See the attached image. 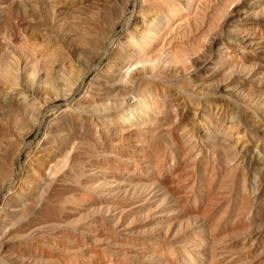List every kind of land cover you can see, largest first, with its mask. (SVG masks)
I'll use <instances>...</instances> for the list:
<instances>
[{"label": "bare ground", "instance_id": "1", "mask_svg": "<svg viewBox=\"0 0 264 264\" xmlns=\"http://www.w3.org/2000/svg\"><path fill=\"white\" fill-rule=\"evenodd\" d=\"M17 1L18 2L15 1L12 3L5 1L6 3L2 4V8L0 7V29H5L6 27L9 33L8 36H10L12 41L17 37H15V35H18L17 33L21 32L19 30L15 34V28L18 27L14 28L16 25L13 26V23H15L13 19L16 17L21 20L20 18H23L24 15L28 14L24 10L22 2H19V0ZM175 1L181 5L177 6L180 8H175L176 10L173 8V11H169L164 8L150 7V5L144 4L143 0H134L133 7H136V11L142 12V17L146 15L149 10L155 12L152 16H154V14L156 15L153 17L152 21L150 20L148 25L146 24L145 27L136 28L135 26L133 30L124 31V34H119L117 33L118 31L116 32L117 24L121 19V10L113 19L109 18L112 15L109 14L108 18L110 19V22L108 23V20L106 23L104 22V24L107 25L106 30L103 34L101 32V36L98 35L100 37H98V42L96 41L98 46L96 54L95 51H92L96 56H94L90 62L86 61L83 62L82 66H76L77 68H75V66L73 67L74 64H71V66L65 65V60L61 57L64 52L61 51L62 49H59L61 48V45H58L57 48L59 47L58 49L62 52L60 56L62 59L59 58L60 51H58L59 55L57 54V56L54 52L53 54L55 55H52V52L51 54L49 53L51 48L55 50L57 49L54 48L56 45H53L54 47L51 45L50 49H46L47 51L43 48H39L37 44L38 42H33L34 49L31 45V50L36 53L33 57L41 60L38 61L41 62V66L38 65L40 63H38L37 60V63H35L34 60V63L31 62L32 65L29 64V69L24 67V74L28 75L31 79L30 81L26 80L33 84L38 83V86L40 85V88L43 89V95L45 98L51 97L52 100H56L58 96H61V98H63L68 104L64 109H61L60 105L52 107V110L57 112V114L54 113L51 115V112L49 113L52 117L48 120V125L45 123L48 130H45L46 132H44L41 137L46 140L43 147L48 146V149H44L45 155L42 153L36 155V158L34 154L32 155L33 151H37L36 149L33 148V151L27 153V160L25 159L27 169H23V172L18 177L17 181H19V183L15 189L13 188V182L14 175H17V172L14 167V161L16 157H18L19 150L26 140V134L21 133L19 129H15L16 124L21 118L25 117L26 119L31 118V120H34L32 121L34 124H31L32 127L39 125L41 122V111H43L41 105L46 104L47 100L45 99L44 102H38L36 97L30 94L31 92H27L24 87H21V85L19 87V81H17V79L13 85H11L12 88L13 86H18L19 89L16 87L15 90L13 89L10 93H0V106L4 107L8 112V118L5 121L6 123L2 121L5 126L0 129V264H13L14 262L15 264H26L28 260L26 261L24 259L28 257V254H30L32 252L31 250L34 248L31 247L30 250L27 248L28 245L31 246L33 244L29 241L30 244L27 243L28 236L32 237L34 236L33 234H37V232H48L50 229L52 232L54 228L60 227V222H57L54 216H57V213L64 210V201L66 200L61 201L56 209H43L44 194L47 187L52 186L55 181L67 183L70 181L68 176L71 172L72 181L77 185L82 186L85 179L82 177L86 174V169L89 167L91 169L88 170H91L92 173V175L88 174L90 178H95L96 180H101L106 184H113L114 186H125L123 183L126 180H124L123 183L119 181L118 184H114V180L111 181V178L113 177V175L110 174L111 172L109 173L102 168L107 166L106 163L101 167L100 163H102V161L99 162L97 160L100 155L98 151L99 149L91 154L93 155V159L91 158L88 160L87 158L89 156L84 158L86 159L85 161L82 159L77 160L78 157L75 159L74 156L73 159L70 158L71 160L66 159L69 158V152H71L67 151L69 148H80L82 151L86 148L89 141H84L85 138H87V140H92L93 147L96 142L95 145L98 147L102 144V152L105 159L107 158L106 161L108 162V165L109 163L111 164L116 161V157H119L124 163V174L126 176L130 175L128 177H131V175H134L133 177H135V175H137L141 178L142 176V178L145 179L150 178L151 182L154 183L152 179H154L155 176L157 179L158 176L162 178H166L168 175H170L169 178L172 176L173 181L171 182V185L175 186V192L178 199L176 208H178L180 214L174 213L170 216L173 219L180 218V221L184 219L182 216L186 217V219H188L186 220L187 223L192 216L194 218L200 217L201 220L207 224L206 229L209 232L208 240L200 235L201 232L193 233L192 231V238L188 239L187 242H189L188 244L192 243L193 245H190V248H187L183 245H170L169 242L171 241L168 238V233H163V239L165 242L158 241L157 235L153 234L147 238L145 243L140 245L142 246V249H144L143 253L153 252V261H156L155 263L157 264H180V260L182 263L187 264H230L229 261L231 258L224 257L225 253L221 251L223 249L220 242L223 238L219 237L215 231L218 225V220L217 216L216 219H213V215L228 214L229 211H227V206L231 203H236L237 206H241L238 208L239 210L237 213L239 218L244 215L243 210L245 209V206L243 205H247L249 198L246 200L248 196H245L246 193H244L245 175L241 172L242 168L239 162V158L242 159L241 150L237 149L235 146L236 143L231 144L232 142L230 143L228 140H225L227 136L229 137V131L227 129L226 131H228V135L224 139L222 137L220 141L218 140L219 142L218 144L215 143V145H217L215 146L213 140H203L202 138L197 139L193 136V133H188V129L184 131L181 127L186 120V117L180 114L185 106L184 99L187 97L190 102H193V97L181 84H177L176 80L184 75V63L189 61L188 53H193V49L195 50V48L189 47L191 45L185 46L184 44L186 41H182V52L177 55L176 47L173 45V42L170 41V37H166V33L170 29L169 24H171V20H174L173 18L177 15L179 16L177 12L182 10L189 11L191 6H193V3L192 0H172V2ZM62 3H64V6L62 4V8L65 9L63 11L67 13V16H71L73 14L72 12L77 13V11H79L80 14L81 12H85V15H87V18L84 16L85 18L82 20L81 15L79 14L82 21L80 20L81 22L77 23L75 20L74 22L71 20L68 22V27L66 28L71 37L70 40H72L76 47L81 49V47L85 46L83 44L87 42L88 37L95 34L98 29L101 14L108 11V7L113 5L115 0H73L72 2L70 1L69 4L66 1V5L65 1ZM173 4L174 3H172V5ZM51 8H53V6H51ZM74 9L75 11L77 9V11L75 12ZM119 9H121V7ZM225 15L224 18H222L223 16H220L224 19V24L229 23L235 27V24L238 21L237 15L233 12ZM178 16L176 18H178ZM71 19L73 18L71 17ZM104 19L106 20V18ZM185 23L188 24L187 22ZM186 26L187 25L184 26L185 29ZM21 27L24 28L23 25ZM2 29L0 31H3ZM7 29L4 31L6 32ZM184 31L186 32L187 29ZM20 34L25 36L23 33ZM223 35L224 33L222 31H220L219 34L211 33V35L208 36L204 34L201 35L202 37H207V42L204 39L202 40V42L205 41L203 43H206V50L199 57L200 59H204V63L200 64L202 60L198 57L193 59V63L198 64V66L195 67L198 78L205 75L207 71H212L217 74L219 70H222V65L213 64L211 59L212 54L214 53L213 48L215 45H221ZM1 36H3V34ZM17 38L19 39V37ZM198 39L200 40V38ZM92 40L96 43L94 38ZM92 40H89L88 43ZM3 45V41L2 44L0 41V50H2L1 47ZM108 45H113V49L110 52L107 50ZM87 46H89V44ZM91 46L89 47L91 48ZM6 47L7 46H5V48ZM94 49L96 50V48ZM84 50H78V53L79 51L82 53ZM2 51H0V53ZM34 52H32L31 55ZM65 55L67 56L66 53ZM103 55L106 57L104 65H100L99 63L94 64V62L92 63L93 60L100 58ZM67 61H70L69 58ZM169 68L173 71L172 75L171 72H165V70ZM91 69L94 74L91 76L90 80H95L94 82H96L98 79V82L94 87L92 84L93 81L92 83L88 82L86 88L84 87L86 92L81 91L80 93V83L85 79ZM223 78L224 77H222V79ZM76 93L79 94L77 98H75ZM33 101L36 104H34ZM234 102L237 107V117L240 118L243 115L245 116L242 109L243 105L237 100ZM169 109L174 110V117H177L176 124L172 123ZM33 110H36V117H34ZM232 116H234V114ZM225 128H218V132L219 130H224L222 131L223 133L226 132ZM218 132H216V134ZM234 132H236L238 137L240 132H238L237 129H235ZM223 133L220 132L218 135L220 136ZM223 135L225 136L226 134ZM231 135L232 133L230 136ZM83 141L84 144L85 142H88L86 146L84 145L85 148H81L83 146ZM171 144L177 145L176 151L173 150L175 145L172 147ZM93 147L91 148L94 149ZM66 151L68 152L67 157ZM83 152L86 153L85 150ZM97 152L99 155H96ZM94 156L96 159H94ZM218 156H220V158ZM101 159L100 156V160ZM116 166H118V164ZM112 168L110 170H112ZM116 169L119 171L120 168L118 169L116 167ZM259 170H261V176H263L264 167H261ZM123 171L124 170L121 172ZM121 172L119 174H121ZM217 172L222 178H217L215 175ZM232 173L237 177V184L240 186L242 192V195L240 194L239 197L236 195L235 198H233L234 194L227 190L232 184ZM165 174L168 175L163 177ZM115 176L113 178H115ZM126 176L124 177L126 178ZM117 177L120 179L122 178V176L120 177L119 175ZM130 179H134V182L137 180L140 181V179L136 180L132 177ZM122 180L123 179H121V181ZM128 180L129 179H127V181ZM144 180L142 181L143 183ZM93 181L91 180V182ZM130 183L132 184L133 180L132 182L130 181ZM106 190H108V188ZM258 191L260 193V190ZM256 196H258V194ZM259 198H262L263 201H261L264 202V188L261 189ZM95 202L96 201L93 203ZM150 203L151 202H144L139 206L137 205L139 210H142L147 214L146 216L151 212H149V208L152 207V204ZM158 210L157 212L154 211L155 213H158V215L151 218L148 222H159L162 225H166L168 229L169 224L174 220L171 222L170 217L159 214L162 210ZM53 219L55 221H53ZM45 220L46 222L44 225L42 222ZM27 222L28 224H26ZM177 225H180V223ZM204 230L205 228L201 230L202 234ZM114 233V235L108 233L111 235L109 237H112L113 239H121L126 236L124 231ZM184 235L185 234L182 233L178 238L183 239ZM206 241L209 243L207 244V248H204L203 250L206 251L207 255L201 257L199 256L200 250L192 251L191 246H197L199 243L203 244ZM10 245H12L13 249H16L9 252L7 248ZM35 246L36 247L33 251V253H35H31L30 255L34 256L36 253L38 254L44 249L41 246V248L39 247L40 251H38L39 249L37 250V246H40V244H35ZM45 251L42 253L45 254L49 252L47 249ZM41 252L36 256L43 255ZM9 253L15 255V258L11 257L9 260ZM49 253L48 257L52 254L51 252ZM193 253L197 254L198 258L193 256ZM26 254L27 256L25 257L24 255ZM22 256L25 258H21ZM51 256H53V254ZM235 264H237L236 259Z\"/></svg>", "mask_w": 264, "mask_h": 264}, {"label": "rangeland", "instance_id": "2", "mask_svg": "<svg viewBox=\"0 0 264 264\" xmlns=\"http://www.w3.org/2000/svg\"><path fill=\"white\" fill-rule=\"evenodd\" d=\"M5 1L11 3L15 1L18 2L17 0H0L1 8L2 4L6 3ZM20 1L22 2L24 10L28 14L25 13L26 15H24L23 18H20L21 20L14 16L16 19L14 18L13 21L18 24L13 23V26L16 25L14 28H19H15V34L20 30V33L25 34V36L18 32V35H15V37L17 36L19 39L16 37L17 39L15 38L14 42L10 39V36H8L9 33L6 27V32L4 31L5 29L2 28L3 31H0V41L1 44L2 41L4 44V48L3 46L1 47L3 51L0 50L2 51L0 53V93H10L13 89L15 90L16 87L19 89L21 85V87H24L27 92H31L30 94L35 96L38 102H44L46 99L47 103L41 105L43 111H41V122L39 125L32 127L31 124H34V122H32L34 120H31V118L26 119L25 117L21 118L16 124L15 129H19L21 133H25L26 140L19 150L18 157H16L14 161V167L17 172V175H14L13 182V188L15 189L19 183V181H17L18 177L23 172V169H27V153L33 151L32 149L34 148L37 150L32 152V155L34 154L35 158L36 155L42 153L45 155L44 149L46 150L48 146L43 147L46 140L41 137L44 132H46L45 130H48V120L52 117L50 114H57V112L52 110V107L60 105V108L64 109L68 104L63 98H61V96H58L59 98L57 97L56 100H52L51 97L45 98L43 95V89L40 88V85L38 86V83H34V85L33 83L28 82L31 79L28 75L24 74V69H29V64L32 65L34 60L35 63L41 61L33 57L34 54H36L31 50L32 48L34 49L33 42H38L37 44L39 48H43L45 51L50 49L51 45L52 47L56 45L54 48L61 45V48H58L60 50L62 49L61 51L64 52L62 56V52L58 48L56 49L57 51L51 48L49 53L51 54L52 52V55L56 54L57 56L59 53L58 51H60V55L58 54L59 58H64L65 65L71 66V64H74L73 67L75 66V68H77L76 66H82L83 62H90V60L96 56L95 54L98 47L97 42L99 40L98 37L101 36V32L102 34L105 32L107 27L104 22L106 23L108 20L107 22L109 23V18L113 19L115 15L119 14L120 10L121 19L116 27V32L118 31L117 33L119 34H124L127 30H133L135 26L136 28L145 27L146 24L148 25L150 20L152 21L153 17L156 15L154 14V16H152L155 12L149 10L146 15L142 17V12L136 11V7H133L134 0H115V3L108 7L109 10L105 12L106 14L104 12L105 15L103 13L101 14L98 29L92 36L97 35L95 37H88L87 42L83 44L85 46L81 47L82 50H85L80 53L81 49L76 47L72 40H70L71 37L66 28L68 27L69 21L73 20L72 22H74L75 20V22L78 23L85 18L84 16L87 18V15H85V12H81L80 14L76 9L77 13L72 12L74 15L67 16V13L63 11L65 9L62 8L64 6V3H62L63 1H65L66 5V1L69 4L70 1L72 2L73 0H19V2ZM143 3L150 5V7L164 8L169 11H173L175 8H180L177 6H181L179 3H176V1L172 2V0H143ZM172 3L174 4L172 5ZM192 3L193 6H191L189 11L182 10L178 11L180 13L177 12V14H179V16L177 15L178 18H176V16L173 18L174 20H171L172 22L169 24L170 29L166 33V37H170V41L175 45L177 55L182 52V41H186L184 44L185 46L191 45L189 47L195 48V50L193 49V53H188L189 61L184 63V75L176 80V83L181 84L193 97V102H190L187 97L184 99L185 106L180 114L185 116L186 120L181 127L184 131L188 129V133H193V136L197 139L202 138L203 140H213L214 145L215 143L218 144L222 137L224 139L229 131V137L227 136L225 140H228L230 143L232 142L231 144L236 143L235 146L237 149L241 150L242 159L239 158V162L242 168L241 172L245 175L244 193L247 194H245V196H248L246 200L249 198V202L247 201V205H243L245 206V209L243 210L244 215L242 217L240 216V218L237 216V213L239 210L238 208L241 206H237L236 203H231L227 206V211H229L228 214L213 215V219H216L217 216L218 220V225L215 231L219 237L223 238L220 242L223 250H220L225 253L224 257L231 258L229 261L230 264H235V259L237 260V264H264V202H262V198H259L261 189L264 188V186H262L264 185V175L261 176L262 172L259 170L261 167H264V0H192ZM51 6H53V8H51ZM119 6L121 9H119ZM185 11H188L189 13ZM230 12L237 15L238 21L236 22L235 27L229 23L224 24V19H222L226 16L225 14ZM79 14L81 15L82 20L79 17ZM109 14H112L111 17H109ZM220 16L223 17L221 18ZM71 17L73 19H71ZM104 18H106V20ZM22 25L24 28L21 27ZM185 25L188 26H186V32L184 31L186 30L184 27ZM220 31L224 33L222 43L219 46H214V53L212 54L211 61H213V64L215 63V65H222V70H219L217 74L212 71H207L205 75L198 78L197 72L195 71V67H197L198 64L193 63V59L196 57L199 58L206 50V43L203 42L206 41L207 37L205 38L201 35L204 34L208 36L211 35V33L219 34ZM2 34L3 36H1ZM90 38H94L95 42H97L94 43ZM198 38H200V40ZM203 39L205 41L202 42ZM89 40L92 41L88 43ZM86 44H89V46L92 45L91 48ZM5 46L7 47L5 48ZM88 47L90 49H92V47L93 49L96 48V50H90ZM112 49L113 45H108L107 50L110 52ZM78 50H80L79 53ZM31 51L34 52L32 55ZM92 51H95V54ZM53 52L55 54H53ZM66 57H68L70 61H67L68 58ZM200 60H202L200 64H203L204 59ZM93 62L94 64L99 63L100 65H104L106 57L103 55L102 57L93 60L92 63ZM38 63H40L38 65L41 66V62ZM165 72H171V75L173 74V71L170 68L165 70ZM93 74L94 73L91 69L85 79L81 81V89L79 88L80 93L81 91L86 92V85L88 82L92 83L93 80L91 81L90 79ZM222 77L224 78L222 79ZM16 79L19 81V87L13 86L12 88ZM97 80L96 82H94L95 80L93 81V87L97 84ZM78 96L79 94L76 93L75 98ZM236 100L243 105L242 109L245 116L243 115L240 118L236 115L237 107L234 102ZM34 104L36 103L34 102ZM33 111L34 117H36V110ZM169 112L171 113L172 123L176 124L177 117H174V110L169 109ZM7 114V110L0 106L1 123L4 124L8 118ZM233 114L234 116H232ZM26 120L29 121L27 122ZM1 123L0 129L5 126V124L3 125ZM220 127L223 129L227 127L225 128V131L226 129L228 131L223 133L222 131L224 130L221 129L222 131L219 130L218 132V128ZM235 129L240 132L238 135L239 138L237 137L236 132H234ZM216 132H221L226 135L224 136L222 134L223 136H219ZM231 133L239 140L235 139L232 135L230 136ZM84 141H89V144L87 145L88 142H85L84 144ZM84 141L82 143L83 146H87L86 148L85 146H82L81 148H85L83 149L85 152L90 148L86 152L87 154L80 148H69L67 151L71 152H69L70 154L68 156V152L66 151L67 155H65L66 157H69L66 159H73L74 156L75 159L78 157L77 160L82 159L85 161L86 159L84 158L89 156L87 158L89 160L93 157L91 154L99 149L98 151L100 155L98 152L96 155H99V159L97 160L99 162L102 161L103 163H100L101 167L106 163L108 168L107 166L102 168L109 173L111 172L110 174L113 175V177L116 175L115 178H111V181L114 180L113 183L118 184L119 181L123 183L124 180H126L123 183L125 186H114L113 184H106L101 180L90 178L89 175H92V173L91 170H88L91 169L89 167H85L87 168L86 174L89 175L87 177L85 174L82 177L83 179L85 178L82 186H79L72 181L71 172L68 176L70 180L68 181L69 183L55 181L52 186H48L44 194L43 209H56L61 201L66 200L64 201V210L57 213L58 218L57 216H54L57 222H60V227L54 228L52 232L50 229L48 232H37V234H33L34 236L31 235L32 237L28 236L27 243L30 242L33 244L31 246L28 245L27 248L30 250L31 247H36L35 244H40V246H37V250L39 249L38 251H40L42 246L44 248L42 249L43 253L47 249V251L49 250L53 256H51V254L50 257H48V252L45 253L47 255L46 257L41 251L40 252L43 255H39L40 257L36 256L40 252L38 254L36 253L34 256L30 255L31 253H35H33V248L31 250L32 252L30 251L31 253L28 254V257H26L27 254L24 255L26 258L23 256L21 257L23 259L25 258L24 260L26 261L28 260L26 264H157L155 263L156 261H153V252L143 253L144 249L140 246L146 242L150 235H157L158 241L165 242L163 239V233H168V238L171 241L169 242L170 245H183L187 248H190L189 246L193 245L192 243L188 244L189 242H187L188 239L192 238V231L193 233L201 232L200 235L208 240L209 232L206 229L207 224L202 221L200 217L194 218L192 216L189 219L190 222L188 221L187 223L186 220L188 219H186V217L182 216L184 219H182L183 221H180V218L173 219L170 216L174 213L180 214L178 208H176L178 199L175 192V186L171 185V182L173 181L172 176V179L169 178L170 175L168 174L163 176L166 177L168 175L166 178L158 176V179L160 178L159 180L155 176V178L152 179L154 183H152L150 178H148L149 181L147 178V180L142 178V176L140 178V176L135 175V177H133L134 175H131V177L136 180L140 179V181L135 180L136 182H134V179L128 177L130 175L126 176L124 174V163L119 157H116V161L111 164L109 163L108 165V162L106 161L107 158L105 159L102 152V144L100 145L101 147H98L95 145L96 142L93 147L91 139L87 140V138H85ZM174 145L175 144H171L172 147ZM176 149L177 145H175L173 150L176 151ZM100 156L102 158L101 160ZM218 157L220 158V156ZM94 159H96V157ZM117 164L118 166H116ZM114 165L118 169L120 168L119 171ZM111 168L113 171L110 170ZM120 170L124 171L121 172ZM120 172L121 174H119ZM118 175L120 177L122 176V181L117 177ZM215 175L218 179L222 178L218 172L215 173ZM232 175V184L227 190L234 194L233 198H235L236 195L238 197L240 194L242 195V192L240 186L237 184V177L234 173H232ZM124 176L129 179V182ZM89 179L94 181L91 182ZM132 180L133 183L131 184L130 181L132 182ZM143 180L145 184L142 182ZM107 188L108 190H106ZM258 190H260V193ZM257 194L258 196H256ZM94 201L97 203H93ZM142 202H151L150 204H152V207L149 208V212H151L148 213V216H146L147 214L144 213V211L138 209V206L143 204ZM158 209L162 210L159 214L170 217L171 222L174 220L169 224L168 229L166 225H162L159 222V224L157 222H148L151 218L158 215V213H155ZM53 221L55 220L53 219ZM45 222L46 220L42 223L45 225ZM178 223H180V225H177ZM26 224H28V222ZM204 228L205 230L202 234L201 230ZM118 231H124L126 236L121 239H113L112 237H109L111 236L109 234L114 235V232ZM182 233L185 234L184 238L179 239L178 237ZM7 243L10 244L9 242ZM208 243L209 242L206 241L203 244H196L197 246H191V249L192 251L200 250L199 256L204 257L207 253L203 249L207 248ZM7 249L11 252L16 248L13 249L12 245H10ZM193 256L198 258L197 254L193 253ZM11 257L15 258V255L10 254L9 260ZM13 264H15V262ZM180 264L187 263H182L180 260Z\"/></svg>", "mask_w": 264, "mask_h": 264}]
</instances>
